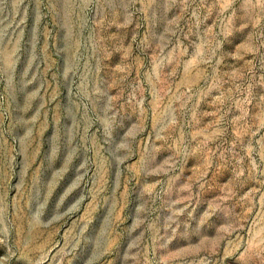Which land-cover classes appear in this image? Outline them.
Here are the masks:
<instances>
[{
  "label": "rangeland",
  "instance_id": "374dc122",
  "mask_svg": "<svg viewBox=\"0 0 264 264\" xmlns=\"http://www.w3.org/2000/svg\"><path fill=\"white\" fill-rule=\"evenodd\" d=\"M0 264H264V0H0Z\"/></svg>",
  "mask_w": 264,
  "mask_h": 264
}]
</instances>
